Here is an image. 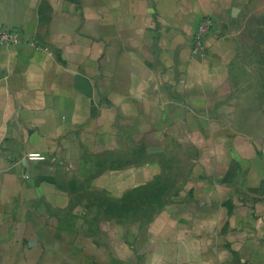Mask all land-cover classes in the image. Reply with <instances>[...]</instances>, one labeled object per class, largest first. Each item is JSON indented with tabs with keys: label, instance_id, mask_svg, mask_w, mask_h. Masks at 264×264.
<instances>
[{
	"label": "crops",
	"instance_id": "0c3cea01",
	"mask_svg": "<svg viewBox=\"0 0 264 264\" xmlns=\"http://www.w3.org/2000/svg\"><path fill=\"white\" fill-rule=\"evenodd\" d=\"M263 14L0 0V29L22 36L0 45V264H264V133L233 73L244 19ZM204 16L217 34L196 57Z\"/></svg>",
	"mask_w": 264,
	"mask_h": 264
},
{
	"label": "rangeland",
	"instance_id": "374dc122",
	"mask_svg": "<svg viewBox=\"0 0 264 264\" xmlns=\"http://www.w3.org/2000/svg\"><path fill=\"white\" fill-rule=\"evenodd\" d=\"M236 35L238 48L233 67L243 115L256 120L252 126L264 133V14L247 17Z\"/></svg>",
	"mask_w": 264,
	"mask_h": 264
},
{
	"label": "built area",
	"instance_id": "2783aa9c",
	"mask_svg": "<svg viewBox=\"0 0 264 264\" xmlns=\"http://www.w3.org/2000/svg\"><path fill=\"white\" fill-rule=\"evenodd\" d=\"M217 29L215 21L210 16H204L199 19L191 38V52L194 56H203L207 52L206 38L209 36H216ZM22 41V36L19 30L3 27L0 29V45L17 44ZM31 45L37 47L35 41L30 42ZM28 160H42L44 155L38 152L28 153L26 155Z\"/></svg>",
	"mask_w": 264,
	"mask_h": 264
}]
</instances>
